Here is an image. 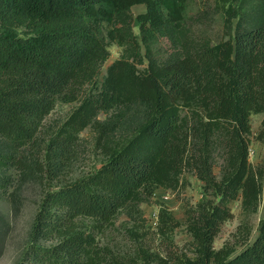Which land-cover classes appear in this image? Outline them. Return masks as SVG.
<instances>
[{
  "label": "trees",
  "instance_id": "16d2710c",
  "mask_svg": "<svg viewBox=\"0 0 264 264\" xmlns=\"http://www.w3.org/2000/svg\"><path fill=\"white\" fill-rule=\"evenodd\" d=\"M189 3L0 0V135L12 148L0 154V167L22 163L17 154L35 140L59 99L78 106L51 139L48 156L65 162L88 128L99 132L106 156L94 173L46 192L32 236L52 244L32 245L28 264H264V219L241 253L214 248L221 226L234 217L230 204L240 200L250 215L263 194L264 174L249 162V139L251 116L264 114V19L251 27L239 23L233 38L213 45L187 25ZM139 5L146 11L136 18V35L132 9ZM160 40L170 46L163 57L154 50ZM109 43L123 54L98 85ZM136 104L147 109L145 121L124 143L106 144L109 130L100 114ZM258 140L264 143V120ZM217 150L223 154L219 179ZM188 168L204 193L188 223L194 257L175 246L180 222L165 210L158 215L165 256L140 248L136 257L124 258L80 228V218L110 225L157 188L176 189Z\"/></svg>",
  "mask_w": 264,
  "mask_h": 264
},
{
  "label": "rangeland",
  "instance_id": "374dc122",
  "mask_svg": "<svg viewBox=\"0 0 264 264\" xmlns=\"http://www.w3.org/2000/svg\"><path fill=\"white\" fill-rule=\"evenodd\" d=\"M231 9V13L227 11ZM146 11L139 5L132 9L135 17L134 32L140 34L137 17ZM235 17H232L234 16ZM187 25L196 37H204L213 45L234 37L239 23L251 27L264 19V0H190L187 8ZM170 46L160 40L154 46L158 57L168 54ZM110 58L98 78L100 85L108 67L122 57L123 49L109 43ZM143 54L145 50L143 49ZM147 63L140 66L146 68ZM96 86L93 88L95 89ZM78 103L56 102L54 110L43 121L35 140L17 155L15 166L0 167V264H28V252L32 245L49 246L52 242L36 241L32 236V225L46 192L55 191L68 183L78 181L97 171L106 161L99 132L88 128L79 136L77 143L63 163H55L48 156L47 147L53 137L67 121ZM147 109L136 104L101 113L99 120L109 130L105 140L108 145L122 144L145 121ZM264 114H253L250 118L249 162L257 172L264 174V143L258 140ZM9 142L0 135V154H11ZM223 165V154L214 155V173L219 179ZM263 194L256 213L245 215L241 202L230 204L234 217L226 221L214 242V248H226L232 256L241 253L257 239L264 219ZM204 199L203 183L194 169H186L176 189L157 188L153 196L138 206L123 208L110 225L99 226L89 218L78 219L81 229L94 232L98 243L121 257H136L140 248L165 256L168 247L159 234L158 215L167 211L180 226L174 230L172 241L180 252L194 257L192 236L188 230L190 216Z\"/></svg>",
  "mask_w": 264,
  "mask_h": 264
}]
</instances>
